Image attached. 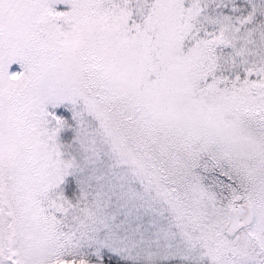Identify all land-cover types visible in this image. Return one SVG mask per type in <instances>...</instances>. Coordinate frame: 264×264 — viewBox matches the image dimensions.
<instances>
[{"label": "snow or ice", "instance_id": "1", "mask_svg": "<svg viewBox=\"0 0 264 264\" xmlns=\"http://www.w3.org/2000/svg\"><path fill=\"white\" fill-rule=\"evenodd\" d=\"M0 264H264V0H0Z\"/></svg>", "mask_w": 264, "mask_h": 264}]
</instances>
